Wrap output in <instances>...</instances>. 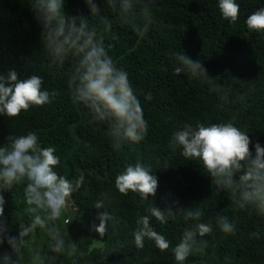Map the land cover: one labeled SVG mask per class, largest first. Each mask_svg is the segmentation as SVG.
Masks as SVG:
<instances>
[{
	"label": "trees",
	"instance_id": "1",
	"mask_svg": "<svg viewBox=\"0 0 264 264\" xmlns=\"http://www.w3.org/2000/svg\"><path fill=\"white\" fill-rule=\"evenodd\" d=\"M94 2L108 17L110 32L103 30L99 17H91L85 0H65V12L87 18L97 28L116 65L128 73L149 125L143 141L124 144L119 150L112 147L107 125L93 121L73 101L68 85L72 61L63 67L52 64L41 44V28L29 8L30 0H0V72L14 68L21 78L42 76L45 86L57 93L51 104L30 108L20 117L0 116V146L9 135L34 131L42 146L56 148L59 174L69 179L85 177L73 197L75 210L58 221L65 241L75 243L78 254L52 253L44 229L29 234V247L46 264H176L171 247L161 253L147 239L143 249L135 247L136 221L147 214V207H158L166 220L150 218V225L174 245L191 223L185 213L195 208L212 225L218 215L227 216L237 230L225 234L214 227L206 237L204 255L190 257L188 264H264V218L240 209L228 192L218 190L199 161L186 159L181 149L170 145L172 132L184 123L195 126L234 119L250 135V151L254 153L257 142L264 146V35L250 32L245 24L247 16L264 7V0H237L240 13L234 24L222 17L218 0H159L151 15L136 17L143 36L121 23L103 0ZM183 51L204 63L209 78L195 80L175 73L178 64L173 53ZM223 87L229 89L226 101L220 98ZM137 160L150 166L158 178L157 193L149 202L140 203L135 194L124 196L115 190L116 176ZM23 187L3 193V222L9 236H17L34 216ZM100 199L116 219L104 236L92 229L99 223L96 215L102 210L94 205ZM4 253L13 255L7 240L0 246V255ZM24 255L22 264H29L31 252L26 249ZM52 256L54 261L49 259Z\"/></svg>",
	"mask_w": 264,
	"mask_h": 264
},
{
	"label": "clouds",
	"instance_id": "2",
	"mask_svg": "<svg viewBox=\"0 0 264 264\" xmlns=\"http://www.w3.org/2000/svg\"><path fill=\"white\" fill-rule=\"evenodd\" d=\"M91 17H99L105 32L112 25L108 17L94 0H85ZM118 14L121 23L130 26L138 36H143V28L136 24L137 16H149L159 0H103ZM29 8L41 28V44L47 50L52 64L63 67L71 60L68 85L72 99L79 102L91 119L107 125L112 147L119 150L124 144H138L148 134V122L128 73L118 67L100 38L95 26H90L87 18L70 16L65 12V0H30ZM218 8L225 20L236 23L240 5L237 0H218ZM247 29L264 35V7L258 8L245 20ZM178 64L177 75L184 73L189 79L209 78L204 63L193 60L183 52H174ZM227 87L219 89L222 100L228 99ZM55 90L45 86L44 78L30 75L21 78L14 69L0 72V116L14 119L33 107L49 105L55 99ZM148 99H151L149 94ZM250 135L236 125L234 119L228 121L197 124L184 123L176 128L170 138V145L181 149L188 160L199 161L204 170L215 180L218 190L229 193L236 205L247 212H254L264 218V146L259 142L250 151ZM60 156L54 146H42L36 132L23 135H9L7 143L0 146V246L7 240L13 255H0V264H22L24 252H31L29 264H46L40 253L29 247L30 233L44 229L52 241L50 251L61 256L74 257L75 243L66 242L58 221L74 204L76 194L85 182L83 175L69 179L56 171ZM24 185L23 192L29 210L34 214L31 221L21 227L17 236H9L10 229L3 222L5 198L3 193L16 186ZM115 190L124 196L133 193L138 202H149V197L157 193L158 178L150 166L137 160L128 164L116 176ZM178 203V202H177ZM98 211L92 229L100 236L116 222L107 210L105 200L95 202ZM146 215L136 221L133 241L137 249L145 247V240L164 253L171 247L176 264H188L190 257L204 255L208 247L206 237L216 227L225 234H234L236 225L227 216L218 215L216 225L208 223L199 209L185 213V220L191 221L178 242L170 241L157 233L150 225V218L163 223L166 215L158 207L145 209ZM256 235V233H253ZM54 261L56 256L49 258ZM75 264V262H74Z\"/></svg>",
	"mask_w": 264,
	"mask_h": 264
},
{
	"label": "rangeland",
	"instance_id": "3",
	"mask_svg": "<svg viewBox=\"0 0 264 264\" xmlns=\"http://www.w3.org/2000/svg\"><path fill=\"white\" fill-rule=\"evenodd\" d=\"M73 209H74V206L70 205L68 211L65 212V214L61 217L60 220H62L66 215L71 214V212H73Z\"/></svg>",
	"mask_w": 264,
	"mask_h": 264
},
{
	"label": "built area",
	"instance_id": "4",
	"mask_svg": "<svg viewBox=\"0 0 264 264\" xmlns=\"http://www.w3.org/2000/svg\"><path fill=\"white\" fill-rule=\"evenodd\" d=\"M73 210H75V209H73ZM67 222V221H66Z\"/></svg>",
	"mask_w": 264,
	"mask_h": 264
}]
</instances>
